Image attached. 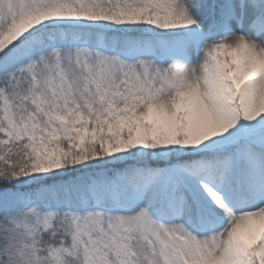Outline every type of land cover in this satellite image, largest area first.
<instances>
[{
	"label": "snow or ice",
	"instance_id": "snow-or-ice-1",
	"mask_svg": "<svg viewBox=\"0 0 264 264\" xmlns=\"http://www.w3.org/2000/svg\"><path fill=\"white\" fill-rule=\"evenodd\" d=\"M0 264H264V0H0Z\"/></svg>",
	"mask_w": 264,
	"mask_h": 264
}]
</instances>
